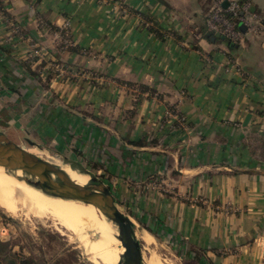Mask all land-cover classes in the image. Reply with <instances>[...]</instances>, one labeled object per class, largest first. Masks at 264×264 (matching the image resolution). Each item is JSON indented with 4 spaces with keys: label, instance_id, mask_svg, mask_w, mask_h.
Returning <instances> with one entry per match:
<instances>
[{
    "label": "crops",
    "instance_id": "crops-1",
    "mask_svg": "<svg viewBox=\"0 0 264 264\" xmlns=\"http://www.w3.org/2000/svg\"><path fill=\"white\" fill-rule=\"evenodd\" d=\"M208 11L0 0V121L95 170L136 232L186 264H264V36L241 23L242 44L212 41Z\"/></svg>",
    "mask_w": 264,
    "mask_h": 264
},
{
    "label": "bare ground",
    "instance_id": "bare-ground-1",
    "mask_svg": "<svg viewBox=\"0 0 264 264\" xmlns=\"http://www.w3.org/2000/svg\"><path fill=\"white\" fill-rule=\"evenodd\" d=\"M64 170L78 184L89 185L88 175L70 167ZM23 175L21 171L10 173L0 167L1 208L13 217L27 215L42 224H50V227L61 235L78 239L89 247L90 256L99 264H124L125 249L119 240L118 228L99 209L78 201L49 197L26 182L20 181L18 178L24 177ZM138 236L145 243L144 251H147V255L144 258L147 259V264H165L155 258L157 254L153 256L150 252L149 247L154 241L152 236L147 232H140Z\"/></svg>",
    "mask_w": 264,
    "mask_h": 264
},
{
    "label": "water",
    "instance_id": "water-1",
    "mask_svg": "<svg viewBox=\"0 0 264 264\" xmlns=\"http://www.w3.org/2000/svg\"><path fill=\"white\" fill-rule=\"evenodd\" d=\"M227 6L228 3H224V7ZM217 38L226 39L217 33L212 37V41ZM29 144L35 145L31 142ZM0 167L10 173L21 171L24 177L18 178L20 181L26 182L49 197L93 205L117 226L119 240L125 249L124 264L144 263L142 243L137 238L131 216L121 209L115 194L101 179L72 167L90 178L89 185H80L63 167L32 153L3 132H0Z\"/></svg>",
    "mask_w": 264,
    "mask_h": 264
},
{
    "label": "rangeland",
    "instance_id": "rangeland-1",
    "mask_svg": "<svg viewBox=\"0 0 264 264\" xmlns=\"http://www.w3.org/2000/svg\"><path fill=\"white\" fill-rule=\"evenodd\" d=\"M240 1L242 2L246 1L253 6L252 0L251 1L240 0ZM257 1L258 2L261 1V3L264 4V0H257ZM210 11L211 9L209 8L207 17ZM261 32L258 33L257 35L255 34L254 36L256 37L262 35L264 36V31L262 34ZM243 42L244 41L238 43L242 44ZM1 113L2 112H0V115ZM9 122L5 120V124H2L0 121V132L1 130H3L4 133L5 131L9 132L11 139L16 140V142L28 148L30 151L36 152V155L44 159H47L49 161H52L63 168H68L67 167L68 163L63 159V156L53 152V148L51 147L50 142L42 143V141H39L40 144L42 143L40 147L39 145H37L38 140L33 135H30L29 139H31V141H33L35 145H30L29 142L23 139L26 126L24 125L22 120H19L20 122L19 126L15 127L13 130H12L13 123H9ZM31 132L33 134V131ZM71 145L73 146V144ZM45 147H47L48 149L47 150L44 149ZM80 157L82 158L83 156L80 155ZM82 166L84 168V165ZM80 170L84 171L85 169L84 170L80 169ZM90 171L92 172L90 174L94 175L93 173L95 170L90 169ZM12 217L13 215L7 213L3 208L0 207V226L1 223L9 224L8 230H3V231L0 230V239H4L5 243L13 242L12 249L15 252H12L11 250V256H12L11 259L15 256H19L18 259H24L26 261L28 260L31 262V264H97L98 263L90 256L89 247H86L83 243H81V241H79L76 238H69L67 236L61 235L53 227H50V224H46V225L42 224L40 221L34 220L28 217L27 215L22 216L20 214V216H14L13 218ZM51 228L53 231L50 230ZM140 232L141 231L138 230L137 235H139ZM10 235L12 236L10 237L11 240L10 241L8 240L7 242L5 238ZM118 235H119V231H118ZM137 238L143 245L142 246L143 257H146L147 251L146 250L144 251L145 243L139 236H137ZM152 238L154 241L152 242L149 248L153 256H156V254L157 256H159V257L156 256L155 257L156 259L158 258L159 261L162 260L163 263L165 264L166 263L186 264L184 259L181 258L179 251L174 249L172 246L166 244L164 241H162L160 237H158L160 238L158 240L157 237H155L154 239V237L152 236ZM0 259H2V257ZM2 263L8 264L3 259H2ZM143 264H147L146 258H144Z\"/></svg>",
    "mask_w": 264,
    "mask_h": 264
},
{
    "label": "built area",
    "instance_id": "built-area-1",
    "mask_svg": "<svg viewBox=\"0 0 264 264\" xmlns=\"http://www.w3.org/2000/svg\"><path fill=\"white\" fill-rule=\"evenodd\" d=\"M211 9L207 20V30L211 35L220 33L234 43L244 41V34L240 29L243 23L249 33L253 35L261 34L264 31L263 20L252 12V5L240 0H206ZM224 3H228L224 7ZM264 47V42H263ZM236 72H242L239 64H234ZM229 70V69H228ZM227 70V72H228ZM5 224H1L0 230H6Z\"/></svg>",
    "mask_w": 264,
    "mask_h": 264
},
{
    "label": "trees",
    "instance_id": "trees-1",
    "mask_svg": "<svg viewBox=\"0 0 264 264\" xmlns=\"http://www.w3.org/2000/svg\"><path fill=\"white\" fill-rule=\"evenodd\" d=\"M227 41L229 42V43H231L232 44V46H233V44H235V45H237L238 43H234V42H232L231 40H229L228 38H227ZM2 257V259L4 260V259H6L8 262V264H18V262H17V260H18V257L17 256H15V257H13L12 259H11V252H10V248H9V244L8 243H5V242H3V241H1L0 240V258ZM20 260V259H19ZM20 263V262H19ZM0 264H1V260H0ZM20 264H31V262L30 261H26V260H24V259H22V261H21V263Z\"/></svg>",
    "mask_w": 264,
    "mask_h": 264
}]
</instances>
